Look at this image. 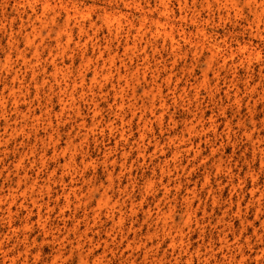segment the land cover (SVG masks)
<instances>
[{
	"label": "rangeland",
	"instance_id": "rangeland-1",
	"mask_svg": "<svg viewBox=\"0 0 264 264\" xmlns=\"http://www.w3.org/2000/svg\"><path fill=\"white\" fill-rule=\"evenodd\" d=\"M15 106L0 264H264V0H0V114Z\"/></svg>",
	"mask_w": 264,
	"mask_h": 264
},
{
	"label": "bare ground",
	"instance_id": "bare-ground-1",
	"mask_svg": "<svg viewBox=\"0 0 264 264\" xmlns=\"http://www.w3.org/2000/svg\"><path fill=\"white\" fill-rule=\"evenodd\" d=\"M48 8H49L48 4L43 5V13H46ZM162 12L163 13L166 12V7L162 8ZM104 18L108 19L110 21V17L108 15L105 16ZM145 18L150 20L151 24H153L155 26V28H154V32L155 33H161L162 32L165 36H168V34L166 32V29H165V26H164V24L161 22V20L159 18L158 19H152L151 17H145ZM68 19H69V17H68ZM112 19H114V18H112ZM67 24H68V22H67ZM117 24H118V22H117ZM130 27L133 28V27H135V25L132 23L130 25ZM142 28H144L143 23L139 27H135L136 34L132 38L133 39L132 43H133L134 47H136L137 44H138L137 43V41H138L137 35L142 36V35H144V33L146 31V30L143 31L144 29L142 30ZM83 29H84L83 26H81L79 28L80 31H83ZM129 32H130V29H128L127 34ZM36 36H37V32L35 30H34V34L32 36L33 38H31L29 34H26L27 43L33 44L34 39H35ZM55 41L57 42L56 45L58 46L59 42L61 41V37H60L59 33H57V37L55 38ZM171 43H172V46H173L172 39H171ZM126 44H128V42H126ZM127 48H129V47H127ZM213 56H214V54L212 53L209 58L212 59ZM20 57L25 61V59H26V55L25 54L20 53ZM52 65H53L54 70H56L57 69L56 68V64L54 62H52ZM116 74H117V77L115 78V82H113V80H111L112 78L109 79V82H110L111 89H112L113 94H114L115 102H117V107L119 109H121L122 106L125 103L124 97L126 96V93H127L126 87L128 85H130V77H129L130 73L127 71V69H122V71H121V68L118 67ZM101 77H104V79L107 78L106 74H103V75L101 74ZM99 87L102 88L104 86L101 84ZM132 92H134V89L132 90ZM150 92L152 93V91H150ZM13 93L14 92L12 90H10L9 94H13ZM118 97L120 98V100L117 101ZM1 103L3 104V102H1ZM13 104H15L17 106V99L13 100ZM16 106H15V109L13 111V115H6L5 111H3L2 114H0V121H4L2 131H0V151H3V150L5 151L7 149V146L10 144L11 137L13 135H15V133H16L15 130L17 129V126L19 125L20 127H22L24 125L23 126V128H24L25 125L27 124L29 118H30V111H27L28 113H26V112L21 111L20 109H18V107H16ZM132 106H133V104L129 103V108H132ZM24 122H26V124ZM146 124L147 123H143V125H146ZM192 128H193V126L189 127V129H192ZM5 136H8V137H5ZM27 154L28 153H26V155ZM56 156H57V154L53 155V157H56ZM15 168L17 170L18 164L15 165ZM28 183H30V184L27 185V183H25L26 184L25 188L20 193L21 198H22V201L20 202V205L25 207V208H27L26 201L28 199L31 201V205L32 206H34L35 203H36V198H34L32 196V194L34 193V190H35L34 188L35 187H37V188L40 187V189L43 188V185H41V184L38 185L37 182H35V180L30 181ZM69 194L70 193L66 192V196L65 197H66L67 200L65 199V202L67 204L69 202V200H68L69 199L68 198ZM16 197H17V194H14L11 191V189H10V191L8 193L0 195V204L3 205V206H6L5 210H6V214H7V218L9 219V222L11 221L12 206H13V204L16 201ZM186 199H188V197H186ZM99 204H100V202H99ZM111 214H112V210H111ZM187 220H188L187 222H189V216L187 217ZM262 222L264 223V220ZM170 230H171V228H170ZM181 231H182V229H179V233ZM168 232L170 233V231H168ZM255 234H257V233L255 232ZM176 237H177L176 234H175V236L171 237V244L172 245L175 243V238ZM261 252H264V249H261ZM56 258H59V256H56L55 259ZM81 260H83V259L81 258ZM11 262H12V260H11Z\"/></svg>",
	"mask_w": 264,
	"mask_h": 264
}]
</instances>
